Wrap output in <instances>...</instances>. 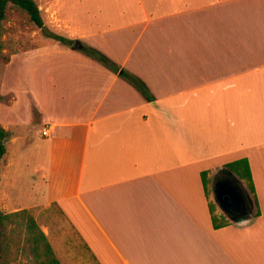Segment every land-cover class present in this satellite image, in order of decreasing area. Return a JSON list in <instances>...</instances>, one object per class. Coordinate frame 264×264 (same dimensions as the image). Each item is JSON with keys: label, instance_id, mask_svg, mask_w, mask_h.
<instances>
[{"label": "crops", "instance_id": "obj_1", "mask_svg": "<svg viewBox=\"0 0 264 264\" xmlns=\"http://www.w3.org/2000/svg\"><path fill=\"white\" fill-rule=\"evenodd\" d=\"M56 5L66 37L149 94L60 42L16 54L26 86L1 85V168L31 199L4 193L1 210L58 204L82 238L52 241L61 264H264V0H126L106 25ZM245 158L257 201L216 229L202 172Z\"/></svg>", "mask_w": 264, "mask_h": 264}, {"label": "trees", "instance_id": "obj_2", "mask_svg": "<svg viewBox=\"0 0 264 264\" xmlns=\"http://www.w3.org/2000/svg\"><path fill=\"white\" fill-rule=\"evenodd\" d=\"M12 8L25 14L31 23L42 30L46 38H49L54 42L66 44L72 49L82 51L100 60L104 65L120 72L122 76L134 83L145 94H149L145 85L137 77L125 70H121L118 66L112 63L106 55L86 45L79 39H70L62 34L49 30L44 22L39 5L35 0H0V33L9 18V10ZM35 47H32L31 49ZM4 49L5 47L0 37V58L4 63L8 64L11 61V55L5 53ZM2 100L3 97L0 94V101ZM9 137L10 133L0 124V168L2 164L6 162V154L8 152L6 141ZM225 167L227 169V180L231 181L230 184L236 187L238 191L248 194L240 184L242 182L245 183L249 192L252 194V197L257 201L256 187L248 159L245 158L230 162L226 164ZM209 174L210 170L203 171L202 180L208 197L213 224L217 229L229 225L230 221L227 220V217H229L227 214L226 216L225 214L218 215L215 212V202H212L210 198L209 181L213 180L215 187L217 183L221 182V179L216 177L213 179ZM234 177L239 179V183H236ZM51 208L56 209L57 213L68 222L73 233L76 234L79 239H82L74 226L69 223L58 204L53 203ZM32 211L33 210L25 209L11 213H4L0 208V264H18L19 256L22 252H26L28 248H31L33 252V256L30 258L32 264H61V261L54 251L49 236L43 231ZM85 248L90 252L87 245H85ZM94 259L95 264H99L95 257Z\"/></svg>", "mask_w": 264, "mask_h": 264}, {"label": "rangeland", "instance_id": "obj_3", "mask_svg": "<svg viewBox=\"0 0 264 264\" xmlns=\"http://www.w3.org/2000/svg\"><path fill=\"white\" fill-rule=\"evenodd\" d=\"M39 5V8L42 13V17L44 22L49 30L54 31L55 33L62 34L64 36H69V31L64 27V22L60 20V16H58L55 9H57L56 3L60 5H64V12H66V16L86 14L89 12L91 16L93 15L98 19L100 25H106L107 23L114 22V16H112L113 12L117 11L121 6H126V0H35ZM119 4V6H118ZM100 9H105L104 14H99L98 11ZM109 12V14H107ZM107 14V15H106ZM92 16V19H95ZM60 24L61 27L55 29L53 24ZM54 24V25H55ZM56 26V25H55ZM0 37L4 44V52L11 55V61L16 58V54H22L29 50L32 47L43 45L47 42H53L51 39L46 38L42 30H40L36 25L31 23L25 14L19 12L16 9L9 10V18L3 26L2 32L0 33ZM17 52V53H16ZM15 61H13L14 64ZM9 64V63H8ZM8 64L4 63V61L0 58V89L3 82L4 77L13 83V86L20 87L26 86L24 82L19 81L21 76V68H15V65L11 68H8ZM8 68V69H7ZM27 95H23L21 98V103L19 105L20 108H24L27 106ZM12 115L16 120L18 119V115L16 113H10L8 116ZM9 141H6V146L8 149ZM27 145L12 144L10 145V154L9 157L12 156L14 161L17 163L19 161V153L27 149ZM19 151V152H18ZM7 156V154H6ZM8 157V158H9ZM27 170V168H24ZM221 170H227L226 167H213L210 169V173L212 174L213 179ZM21 171V170H20ZM21 173V172H20ZM7 173L4 166L1 168L0 176L2 178V183L0 187V195L4 193H9L10 196H14L15 198L21 197L25 195L27 200L31 199V194L29 190H26L25 194L20 193L19 191H15V193H11L7 188L9 185V180L6 177ZM224 178V177H223ZM226 179H221V182L218 185L225 186V183H231V181ZM236 183H239V179L234 177ZM223 180V181H222ZM243 189L247 191V193L252 197V194L249 192V189L246 187L245 183H240ZM6 188V189H5ZM227 189L228 187L225 186ZM209 190H210V198L212 202H215V212L218 215L225 214L224 211L220 208L219 204L216 202L215 196V187L213 184V180L209 181ZM17 202H19L16 199ZM37 221L40 223L43 231L49 236L51 242L54 239H58L63 244H69L78 242V238L76 234L73 233V230L70 228L68 222L57 213L56 209H52L51 207L46 210H42L39 215L35 211H32ZM226 216V214H225ZM71 241V242H69ZM69 242V243H68ZM79 248L80 255L86 257L87 255L83 253ZM31 256H33V252L31 248H28L26 252H22L19 256L18 264H32L30 261Z\"/></svg>", "mask_w": 264, "mask_h": 264}, {"label": "water", "instance_id": "obj_4", "mask_svg": "<svg viewBox=\"0 0 264 264\" xmlns=\"http://www.w3.org/2000/svg\"><path fill=\"white\" fill-rule=\"evenodd\" d=\"M228 187L227 189L225 188ZM225 186L217 185L215 188V196H216V202L219 204L220 208L225 212V205L220 203L224 197L225 194H229L231 197L232 204L238 209L244 208V199L246 195L250 196L249 194H245L244 192L238 191V189L234 186H232L230 183H225ZM229 196H225V199L227 200Z\"/></svg>", "mask_w": 264, "mask_h": 264}, {"label": "flooded vegetation", "instance_id": "obj_5", "mask_svg": "<svg viewBox=\"0 0 264 264\" xmlns=\"http://www.w3.org/2000/svg\"><path fill=\"white\" fill-rule=\"evenodd\" d=\"M226 175H227V173H226V170H221L220 172H219V174H217L215 177L216 178H220V179H226ZM224 177V178H223ZM223 181V180H222ZM220 183V182H219ZM217 185H218V183L216 184V186H215V188L217 187ZM241 192V191H240ZM225 196H229V198L226 200L225 199ZM244 201V204L245 203H247V202H249V203H251V198H250V196H248V195H246V197H245V199L243 200ZM220 203H222V204H224L225 205V214H227L228 216H230V217H238L239 215H241V210H238L233 204H232V202H231V197H230V195L227 193V194H225L224 195V197H223V199H222V201L220 202Z\"/></svg>", "mask_w": 264, "mask_h": 264}, {"label": "built area", "instance_id": "obj_6", "mask_svg": "<svg viewBox=\"0 0 264 264\" xmlns=\"http://www.w3.org/2000/svg\"><path fill=\"white\" fill-rule=\"evenodd\" d=\"M43 133H44V135H48L49 132H48V130H45Z\"/></svg>", "mask_w": 264, "mask_h": 264}]
</instances>
